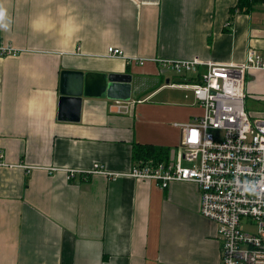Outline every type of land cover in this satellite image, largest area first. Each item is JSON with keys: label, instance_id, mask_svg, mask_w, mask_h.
Masks as SVG:
<instances>
[{"label": "crops", "instance_id": "0c3cea01", "mask_svg": "<svg viewBox=\"0 0 264 264\" xmlns=\"http://www.w3.org/2000/svg\"><path fill=\"white\" fill-rule=\"evenodd\" d=\"M238 1L0 0V46L18 51L0 55V264H222L196 183L130 173L143 161L135 144L174 158L182 125L204 114L162 59L264 57V0L232 12ZM64 70L132 74L131 99L84 97L80 120H61ZM245 90L264 115V69L247 72Z\"/></svg>", "mask_w": 264, "mask_h": 264}, {"label": "built area", "instance_id": "2783aa9c", "mask_svg": "<svg viewBox=\"0 0 264 264\" xmlns=\"http://www.w3.org/2000/svg\"><path fill=\"white\" fill-rule=\"evenodd\" d=\"M17 53L12 46H0V55ZM108 53L124 55L114 46ZM160 62L190 80L183 85L192 88L204 114L182 125L176 157L158 163L141 161L130 175L162 187L177 180L196 183L202 214L218 224L222 264H264V115L247 110L245 90L247 72L264 69L263 55L250 49L243 63L199 58ZM201 67L205 70L199 72ZM194 74L199 78L191 82ZM4 163L0 151V164Z\"/></svg>", "mask_w": 264, "mask_h": 264}, {"label": "water", "instance_id": "95a60500", "mask_svg": "<svg viewBox=\"0 0 264 264\" xmlns=\"http://www.w3.org/2000/svg\"><path fill=\"white\" fill-rule=\"evenodd\" d=\"M133 76L129 73L64 70L61 75L59 119L79 121L84 97L130 100Z\"/></svg>", "mask_w": 264, "mask_h": 264}, {"label": "trees", "instance_id": "16d2710c", "mask_svg": "<svg viewBox=\"0 0 264 264\" xmlns=\"http://www.w3.org/2000/svg\"><path fill=\"white\" fill-rule=\"evenodd\" d=\"M258 0H239L237 5L232 8L234 11H249ZM133 157L135 160L153 162H162L168 160L169 150L165 147L154 146V145H134ZM28 177L26 179V184H28Z\"/></svg>", "mask_w": 264, "mask_h": 264}, {"label": "rangeland", "instance_id": "374dc122", "mask_svg": "<svg viewBox=\"0 0 264 264\" xmlns=\"http://www.w3.org/2000/svg\"><path fill=\"white\" fill-rule=\"evenodd\" d=\"M185 93L186 91L179 89V88H167L165 90L164 95L167 98H172V99H184L185 98ZM258 103L256 102V98H254L252 95L246 97V108L249 112L254 111L259 107L257 105Z\"/></svg>", "mask_w": 264, "mask_h": 264}, {"label": "clouds", "instance_id": "9594fccd", "mask_svg": "<svg viewBox=\"0 0 264 264\" xmlns=\"http://www.w3.org/2000/svg\"><path fill=\"white\" fill-rule=\"evenodd\" d=\"M5 18V10L0 7V27H6V25L3 23Z\"/></svg>", "mask_w": 264, "mask_h": 264}]
</instances>
